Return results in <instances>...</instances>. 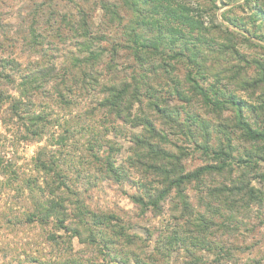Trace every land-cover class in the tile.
Masks as SVG:
<instances>
[{
    "label": "rangeland",
    "instance_id": "obj_1",
    "mask_svg": "<svg viewBox=\"0 0 264 264\" xmlns=\"http://www.w3.org/2000/svg\"><path fill=\"white\" fill-rule=\"evenodd\" d=\"M99 1L0 0V59H15L25 71L34 69L33 63L37 61L41 65L54 61L57 66L68 68L66 79L58 77L41 82L40 88L27 99L30 113L43 118L40 140H27L30 136L23 121L10 119L4 123L0 120V264H62L67 260L107 264L111 257H115L117 264H136L137 260L139 264H191L193 257L198 258L199 264H264V206L252 207L251 212L241 215L236 220L240 223L236 231H216L215 236L206 239L210 248H194L188 241L164 246L173 230L185 239L183 228L170 218L168 211L157 217L141 214L128 198L134 187L105 179L101 163L95 158L103 160L109 146L119 149L114 153L118 165L130 156L131 136L139 134L140 128L132 127L126 119L108 115L97 104L102 99V85L131 76L139 79L142 97L141 103L133 107L130 118L148 112L150 100L159 101L161 107L177 110L182 124L192 125L191 116L196 121L207 122L211 146L217 145V139L225 143L218 125L231 124L233 110L217 114L199 96L192 94L186 74L196 73L199 68L201 74L196 78L204 88L211 86L219 97L234 94L245 99L255 109L246 110L249 123L254 128L261 127L264 118L258 108L263 98L261 90L251 94L238 89L236 84L243 78H255L257 68L253 61L264 62V20L256 14L255 2L178 0L193 8L192 14L204 27L220 25L223 32L190 33L185 30L182 36L174 37L169 32L164 33L168 38L158 53L151 50L149 53L142 46L136 56L137 47L126 34L132 27L131 13L118 0H106L116 4L123 17L120 25H111ZM80 13L89 20L92 35L103 38L99 42L106 51L103 62L93 69L99 74L98 85L91 80L89 66L74 68L72 61L79 38L76 32L68 31L64 18L71 19L74 25ZM31 29L43 41L34 50L29 44ZM227 30L229 32L225 33ZM138 31L149 40L156 36V31L149 27ZM94 43L98 45L97 41ZM229 43L234 45L236 52L223 47ZM113 44L118 45V52L113 63L106 65ZM10 69L8 67L7 73ZM10 93L15 95V90L10 89ZM3 113L5 115L6 110ZM158 123L155 122L157 126ZM163 128L172 149L176 150L173 146L182 147L187 152L184 160L187 171L205 163V156L192 142L194 137L199 141L203 139L197 125L190 127L188 136L177 129L168 132L165 124ZM231 128L228 126L227 130ZM230 136L236 149L234 155L251 149L238 134ZM40 153L55 157L59 172L88 211L113 217V233L102 229L107 239H115L112 248L102 245L99 248L74 238L67 249L62 239L58 240L59 245L48 240L51 233L62 234L52 224L29 223L28 215L43 198L39 187L48 179L35 162ZM258 167L254 185L264 190V161ZM131 177L137 179L135 175ZM209 182L208 177L206 184ZM201 191L189 187L187 193L192 204L196 205L198 196L203 195ZM120 227L132 238V243H127L124 236L116 239L114 234ZM163 246L167 250L164 251Z\"/></svg>",
    "mask_w": 264,
    "mask_h": 264
},
{
    "label": "trees",
    "instance_id": "obj_2",
    "mask_svg": "<svg viewBox=\"0 0 264 264\" xmlns=\"http://www.w3.org/2000/svg\"><path fill=\"white\" fill-rule=\"evenodd\" d=\"M118 1L133 16L130 21L132 27L126 34L129 41L137 47L136 56H139L142 46L148 49L149 53L151 51L158 53L162 44L166 42L165 38H168L164 33L169 32L174 37L182 36L185 30L190 33H206L213 30L223 32L220 25L212 24L214 29L204 27L202 21L192 14L193 8L178 0ZM236 1L229 0L228 2ZM252 1L255 2L256 14L264 20L263 0ZM99 6L111 25L122 23L123 17L116 4L100 0ZM64 22L69 26L68 31L76 32L79 38L75 44L76 55L72 58L74 68L81 69L89 66L90 75L93 76L91 80L98 85L99 74L94 73L93 69L94 66L103 62V55L106 51L100 47L99 43L103 38L92 35L90 22L84 14L80 13V19L74 25L68 18L66 20L64 18ZM147 27L156 31V36L151 40L146 39L144 35L141 36L138 31ZM227 32L229 31H225ZM31 33L29 44L34 50L41 46L43 41L34 29H31ZM141 40H143L142 43H140ZM95 41L98 45L94 43ZM117 47L116 44L111 46L110 59L106 65L113 63L118 52ZM223 47L236 52L231 43ZM253 63L257 68L255 78H243L237 80L236 84L238 89L251 94L255 90H261L263 98L258 108L264 117V62L253 61ZM56 64L53 61V63L41 65L37 61L33 63L34 69L25 71L20 69L21 66L15 59H0V120L4 123L5 120L10 119L23 121L26 125L25 130L30 136L27 140L32 142L40 140L44 123L40 114L30 113L27 99L40 88L41 82H48L58 77L66 79L68 68ZM8 67L12 68L9 73H7ZM200 74L199 68L196 73L186 74V82L192 94L199 96L213 112L220 114L223 110L231 109L234 116L231 124L218 125L219 132L225 137V143L217 139L215 147L210 145L209 124L203 120L196 121V118L191 116L192 125L198 126L199 134L203 138L199 141L194 137L192 142L196 150L205 156V163L192 171H187L184 166V160L188 156L185 149L176 146H173L176 150L172 149V144L168 141L167 133L163 128L165 124L168 132L177 129L186 136L190 134L192 125L180 123L177 110L161 107L159 101L150 100L148 112L130 118L133 107L141 103L142 97L140 81L135 76L102 85L100 91L102 99L97 104L108 115L117 119H126L131 122L132 127L140 128L139 134L131 136L130 156L124 163L117 164L114 153L119 149L113 146H109L103 160L97 156L95 158L101 163V173L105 179L118 184L128 183L134 187L133 193L128 198L141 214L149 213L152 217H157L168 211L170 218L183 228L187 237L180 238V234L173 230L164 244L168 247L178 242L188 241L194 248L202 249L205 246L210 248L211 245L206 239L212 235L215 236L216 231L222 230L230 233L236 231L240 224H237L236 220L241 215L251 212L252 207L263 208L264 206V190L254 185V180L258 176L259 163L264 161V118L261 121V127L254 128L245 114L248 108L255 110L252 105L234 94L219 97L218 92L211 86L206 89L198 82L196 76ZM10 89L15 90V95L10 93ZM177 93L180 94L179 91ZM183 97L186 96L183 95ZM4 110H6L5 115ZM155 122H159L158 126ZM228 126L232 127L230 131L227 130ZM233 133L238 134L251 149L246 148L244 153L234 155L236 149L230 140V134ZM35 162L38 168L48 175V179L45 180L44 186L39 187L43 198L28 215L29 223L37 222L41 226L52 224L53 228L62 234L51 233L48 240L59 245L61 242L58 240L62 239L67 249L68 244L71 245L74 238L97 245L99 248L101 245L108 249L112 248L111 246L115 245V239H107V234L102 233V229L111 230L113 233L115 230V227L111 225L113 217L90 212L85 208L77 193L69 187L59 172L54 156L47 157L46 154L40 153L36 156ZM132 175H135L137 179H132ZM208 177L210 182L206 184ZM191 186L197 191L203 190L201 191L203 195L198 196L196 205L191 203L187 193ZM122 229L120 227L114 234L116 239L124 236L127 243H132V238ZM164 246L165 251L167 247ZM192 259L191 264H199L198 258L193 257ZM137 263L139 264V260L136 261ZM62 264L86 263L67 260ZM107 264H117L115 257H111Z\"/></svg>",
    "mask_w": 264,
    "mask_h": 264
}]
</instances>
